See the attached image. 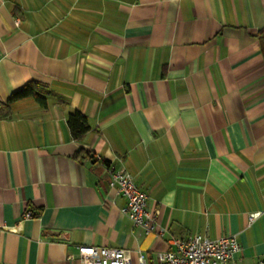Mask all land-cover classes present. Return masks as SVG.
Wrapping results in <instances>:
<instances>
[{
	"label": "crops",
	"instance_id": "0c3cea01",
	"mask_svg": "<svg viewBox=\"0 0 264 264\" xmlns=\"http://www.w3.org/2000/svg\"><path fill=\"white\" fill-rule=\"evenodd\" d=\"M262 29L264 0H0V264H79V245L160 264L195 233L264 264ZM29 82L45 107L6 103ZM107 163L146 193L152 231Z\"/></svg>",
	"mask_w": 264,
	"mask_h": 264
},
{
	"label": "built area",
	"instance_id": "2783aa9c",
	"mask_svg": "<svg viewBox=\"0 0 264 264\" xmlns=\"http://www.w3.org/2000/svg\"><path fill=\"white\" fill-rule=\"evenodd\" d=\"M97 159L100 157L97 156ZM105 168L109 175V186L115 187L126 200L121 212L134 226L142 228L145 232L152 231L151 222L155 218L146 207V193L134 183L131 175L124 169H116L111 164H106ZM258 215L259 212L250 214L249 222ZM31 216L30 211H24V218ZM1 231L0 224V233ZM158 234L163 235V231L159 230ZM170 242L174 245L173 249L156 253L160 264H237L233 255L240 250V245L234 235L210 239L204 234L195 233L188 239H174ZM76 256L79 264H131L127 250L120 247L79 245ZM136 264H146L145 255L141 252L137 255Z\"/></svg>",
	"mask_w": 264,
	"mask_h": 264
},
{
	"label": "trees",
	"instance_id": "16d2710c",
	"mask_svg": "<svg viewBox=\"0 0 264 264\" xmlns=\"http://www.w3.org/2000/svg\"><path fill=\"white\" fill-rule=\"evenodd\" d=\"M258 40L262 55H264V29L258 32ZM25 98H33L40 107L46 106V97L39 91L38 84L34 82L26 83L20 89L12 92L6 103L10 104ZM66 124L71 137L75 140L81 139V137L88 131L86 117L78 111L68 114Z\"/></svg>",
	"mask_w": 264,
	"mask_h": 264
}]
</instances>
